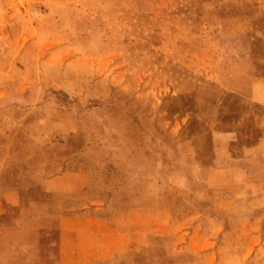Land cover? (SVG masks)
I'll use <instances>...</instances> for the list:
<instances>
[{
	"label": "rangeland",
	"instance_id": "rangeland-1",
	"mask_svg": "<svg viewBox=\"0 0 264 264\" xmlns=\"http://www.w3.org/2000/svg\"><path fill=\"white\" fill-rule=\"evenodd\" d=\"M263 38L264 0H0V264H264V103L222 89L264 100Z\"/></svg>",
	"mask_w": 264,
	"mask_h": 264
},
{
	"label": "crops",
	"instance_id": "crops-1",
	"mask_svg": "<svg viewBox=\"0 0 264 264\" xmlns=\"http://www.w3.org/2000/svg\"><path fill=\"white\" fill-rule=\"evenodd\" d=\"M263 40H264V38H263ZM223 90H225V91H227V92H229V93H231V94H233V95H236V98L235 99H241L242 98V100L244 101H248V102H251V101H254L255 103L256 102H258V103H260V102H263L264 103V100L263 99H259L257 96H255V95H252V94H242V93H240V92H237V91H235V90H231V89H227V88H222ZM252 99V100H251ZM221 102H224L223 100H221ZM239 103H240V100L238 101ZM49 184V178L48 177H43L41 180H39V181H37L35 184H32V185H48ZM254 228H256L255 227V225H254V223H253V225L251 226V230H253Z\"/></svg>",
	"mask_w": 264,
	"mask_h": 264
}]
</instances>
